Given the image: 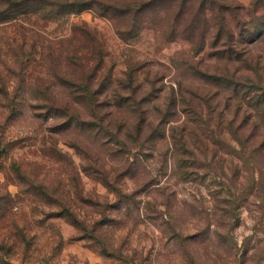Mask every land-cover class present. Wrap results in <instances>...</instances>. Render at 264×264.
<instances>
[{
	"label": "rangeland",
	"instance_id": "rangeland-1",
	"mask_svg": "<svg viewBox=\"0 0 264 264\" xmlns=\"http://www.w3.org/2000/svg\"><path fill=\"white\" fill-rule=\"evenodd\" d=\"M254 1L0 23V264H264ZM226 7L230 48L213 34Z\"/></svg>",
	"mask_w": 264,
	"mask_h": 264
},
{
	"label": "trees",
	"instance_id": "trees-1",
	"mask_svg": "<svg viewBox=\"0 0 264 264\" xmlns=\"http://www.w3.org/2000/svg\"><path fill=\"white\" fill-rule=\"evenodd\" d=\"M137 0H132L128 1L127 3H123L122 0H109V2L106 4L105 2H99L96 0H0V23H11L14 22L18 16L23 15V14H32V15H37L38 12L39 14L43 12H47L48 14H54V12H62L65 11L67 12L66 14H72V13H79L87 8L89 6H101L104 8L105 12L108 13L109 17L111 20H117L120 18H123L125 16H128L130 14L136 13L137 11H141L142 7L137 5ZM257 10L260 8L264 9V0H255L253 5ZM223 12V11H222ZM230 14V8L226 7L224 9V13H222L221 21L223 24V28L221 29H216L214 30V33L217 36V43L220 44L222 47H231L233 43L232 36H228L230 34L229 29L225 30L226 28V23L228 22V17ZM53 16V15H52ZM55 17V16H53ZM223 31V32H222ZM119 32V31H117ZM130 32V33H129ZM208 32L204 31V33H200V39L203 42L206 34ZM246 33L249 35H252L253 32H250L246 30ZM119 34H122L119 32ZM125 35H130L131 31H125ZM133 34V33H132ZM260 36H264V30L260 31L258 33ZM231 40V41H230ZM235 49V48H234ZM226 51V49H224ZM228 60L234 61L237 64H241L244 60L243 59H237L238 56L236 53H232L229 51H226ZM234 55V59H232V56ZM3 83V80H0ZM257 90V89H256ZM258 91V90H257ZM264 92V91H263ZM261 92L260 95H257L256 97H251L249 94L247 95L248 100L256 104L258 107L261 105V101L264 102L262 97H264V93ZM16 99V97H15ZM0 100L1 101H8L9 100V94L7 91L4 89L3 91H0ZM4 107V106H3ZM12 109V105L9 107ZM264 112V108L262 109ZM188 120L184 122V125L182 126L184 131L186 132V129H189L192 132V128H189L188 125ZM194 123V122H191ZM197 133L201 134V130L197 129ZM200 141L202 145V152H207L209 150L207 143L203 142L202 140ZM185 144V141H184ZM261 148L264 146V144L260 145ZM188 150V148H186ZM258 151V150H254ZM261 187L264 185V179H261V182L257 184L256 187ZM8 197L6 195L0 196V204L1 202L8 201ZM3 247V244H0V249Z\"/></svg>",
	"mask_w": 264,
	"mask_h": 264
}]
</instances>
